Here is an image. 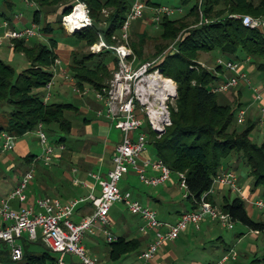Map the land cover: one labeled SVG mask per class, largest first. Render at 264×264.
Masks as SVG:
<instances>
[{
    "label": "trees",
    "instance_id": "1",
    "mask_svg": "<svg viewBox=\"0 0 264 264\" xmlns=\"http://www.w3.org/2000/svg\"><path fill=\"white\" fill-rule=\"evenodd\" d=\"M2 1L5 9L0 10V19L16 29L14 17L23 9L24 0ZM29 1L34 3L31 24L38 27L42 38L10 42L14 52L24 55L29 63L24 71L17 73L0 59V134L22 138L42 125L51 142L61 146L66 143L73 125L70 114L77 108L72 103L52 102V94L47 89L48 84L54 82L52 68L59 59V38L65 36L75 48L66 68L76 88L83 91L88 86L105 97L119 68L118 59L111 49L100 53L85 49L100 39L109 47L118 45L133 0H81L89 9L93 25L72 35L65 31L62 19L71 14L75 0ZM147 5V10L161 7L151 0ZM179 5L177 9H188H181L182 14L177 18L162 15L155 26L152 11L148 15L145 12L138 20V27L129 32L135 67L154 63L149 73L158 70L162 78L171 80L176 86L175 103L168 105L171 125L162 134L152 129L146 115L139 114L140 105L135 102L136 114L143 121L137 133L146 135V149L153 160H162L172 176H184L187 212L198 210L203 195L213 187L214 178L224 164L232 161L239 167L242 165L252 179L253 191L260 190L264 195V140L258 144L251 138L259 121L250 117L239 125L236 120L237 112L244 106L238 89L242 87L229 91H236L232 104H220L218 93L211 89L225 79L224 69L215 67L216 71L212 72L193 67L202 53L218 52L227 60L237 62L241 71V65L253 66L264 84V31L245 28L241 20L231 17L264 18V0H179ZM146 25L158 27L160 33L149 37ZM148 41L153 45L152 55L144 51ZM170 46L175 51L169 52ZM25 159L32 163L38 157L28 155ZM207 200L215 206L211 196ZM220 210L229 215L234 226L264 234V221L254 220L240 197L225 200ZM20 245L22 259L13 262L8 246L0 243V264H55L57 261V256L40 239L30 242L23 237ZM109 248L110 260L117 261L128 254L139 255L141 242L120 237L109 243Z\"/></svg>",
    "mask_w": 264,
    "mask_h": 264
},
{
    "label": "built area",
    "instance_id": "2",
    "mask_svg": "<svg viewBox=\"0 0 264 264\" xmlns=\"http://www.w3.org/2000/svg\"><path fill=\"white\" fill-rule=\"evenodd\" d=\"M147 1L133 0L131 10L122 27L121 36L118 39L116 47L107 46L102 39L90 47V51L93 53H100L105 49H111L118 59L119 68L113 75L107 95L105 97L97 96L99 100L104 102L106 116L114 121L115 128L122 133V140L116 146L113 154L112 170L108 173L106 179H98L101 186V196L97 199L92 198L94 212L83 219L81 223L74 224L70 219L77 206L82 202L81 200L64 204L59 199L47 197L37 199L32 206H22L19 209L12 208V201H18L23 205L27 200L26 191L35 177L34 170H29L23 175L21 181L13 191L5 198L0 199V217L5 223V226L0 229V243H5L8 246L13 262H19L22 259L23 251L20 240L26 237L30 242L40 239L43 245L57 256L55 264H102L98 259L88 255L83 240L87 234L94 235L99 227L109 225V212L114 204L124 205L131 214L138 215L141 218L143 221V226L140 229L142 234L154 233L151 243L137 256L134 264L148 263L160 252L166 243L179 239L181 234L190 226L199 231L201 223L206 219L218 222L225 229L233 230L234 223L231 221L229 215L223 213L207 200L212 193V188L203 195L197 211L183 214L172 225L159 221L155 210L133 200L130 193H122L120 190V182L131 171L147 186L158 187L171 181V171L160 159L149 160L143 166L138 165L137 161L139 157L146 151L147 138L144 133L139 132L136 140L133 141L132 139V134L138 132L143 125V121L136 114L135 102H139L144 107L146 106L144 115H146L152 129L156 133H164L165 128L171 125L168 107L166 108L162 105L160 107L163 108L160 110V107L156 109L153 105L155 104L154 102H159L158 88L156 91H151L148 85L144 83L131 86L129 83L131 81L130 78L124 76L125 73L132 72V63L135 60V56L129 45V32L132 24L144 17L145 10L149 8ZM24 3L29 7L34 6L29 0H24ZM77 10L82 13V17L75 16ZM151 11L153 13L152 22L156 26L162 15L173 16L175 14L174 10L168 7H160ZM178 11L182 12L180 9ZM231 17L241 20L245 28L264 31V18L257 19L251 16L240 15H233ZM21 18L22 15L18 14L15 20L20 21ZM68 23H71V27L68 26ZM62 25L69 35L86 28H91L93 21L87 5L81 0H75L71 14L62 19ZM3 27L5 28L3 39L9 42L13 40L42 38L38 27L34 24L21 29H11L7 23H4ZM1 45L2 43L0 42V47ZM59 64L60 61L57 60L55 67ZM151 65H142L137 70L144 75L149 72ZM216 67H222L229 73V76L218 85L212 87L211 90L214 93L228 92L238 87L241 83L248 87L251 86L250 80L241 71L240 65L237 62L219 59L217 60ZM59 73L65 79H69L68 73L64 70H60ZM157 73L160 77L161 74L158 70ZM52 85V82L49 83L47 89L50 90ZM254 93L255 100L261 102L262 96L257 88L254 89ZM150 100L153 101V104L150 103ZM260 113L262 117L261 122H263L264 107L260 108ZM237 117L238 123L243 124L246 120L245 109H240ZM36 134L40 144L43 146V153L38 157V160L45 166H49L56 158V150H63V147L53 146L49 143L42 125H39ZM0 140V153L9 152L14 149L16 137L2 133L0 134ZM147 167L151 169L152 175L150 176L147 175ZM179 179L180 189L186 191L184 176L179 174ZM215 184L230 188L232 193L242 200H246L235 172L227 171L217 175L213 180V186ZM186 196L187 193L185 194ZM254 205L258 210L264 211L263 200H257ZM106 240L108 243H113L116 241V238L106 233ZM67 257L75 260L66 261ZM227 260L228 257H224L220 263L224 264Z\"/></svg>",
    "mask_w": 264,
    "mask_h": 264
},
{
    "label": "crops",
    "instance_id": "3",
    "mask_svg": "<svg viewBox=\"0 0 264 264\" xmlns=\"http://www.w3.org/2000/svg\"><path fill=\"white\" fill-rule=\"evenodd\" d=\"M4 9L5 6L2 5L0 10L4 11ZM19 12L23 14L22 10ZM3 23L4 19H0V36L4 32ZM20 24L29 27L31 21L26 20L22 15L20 21L15 20V28H19ZM73 49L72 44L69 46L59 44L57 54L60 64L52 68L55 76L51 88L56 89L51 100L54 98L58 102H66L63 95L65 89H72L76 100V103L72 104L77 109L70 114L73 125L66 143L61 145L63 150H56V158L49 166H45L40 160L27 163L25 158L28 155L40 156L35 150V141L38 139L34 134L16 138L12 151L0 153V199L10 194L23 175L33 169L35 177L26 191V202L22 205L18 201H12V208L32 206L37 199L47 197L59 199L64 204L81 200L70 219L72 223L79 224L91 215L92 211L94 212V206H91L92 198L97 199L101 196L99 180L106 179L113 168V154L122 140V133L115 128L114 121L106 116L104 102L98 99L93 89L86 86L83 91H79L69 73V79H65L59 73L60 70L67 72L66 67ZM239 86L245 87L243 84ZM257 89L262 96V101L257 102L261 108L264 107V87L259 86ZM245 106L248 105L245 103L243 109ZM250 107L246 108L250 109ZM137 134V132L132 134L133 141L136 140ZM149 160H153V157L146 149L137 163L143 166ZM227 171L237 174L248 207H252L253 212L260 211L254 203L264 199L260 190L253 191L252 179L246 172L248 180L244 179L241 168L233 161L228 165L225 164L220 174ZM146 172L147 175H152L149 167L146 168ZM119 187L122 193H130L133 200L155 210L159 221L163 223L175 224L183 214L187 213L188 207L185 201L179 202L180 191L173 179L164 186L149 187L140 182L139 177L131 171L124 176ZM210 196L217 208H220L225 200L238 197L230 188L219 184L212 187ZM109 221V225L99 227L94 235L85 236L83 244L88 255L101 258L102 264H134L138 256L134 253L125 255L117 261L110 260L106 233L114 236L116 240L123 237L140 241L141 252L151 243L154 233L142 234L140 229L143 221L138 215L131 214L122 204H114L111 207ZM257 221H264V214H261ZM4 226L5 223L0 217V229ZM110 227H115L117 234L112 233ZM102 243L105 245L104 250L101 249ZM224 257H228L224 264H264V234L246 228L237 229V226H234L233 230H228L218 222L206 219L199 231L190 226L179 239L166 243L148 264H221ZM70 260L75 259L66 258V261Z\"/></svg>",
    "mask_w": 264,
    "mask_h": 264
},
{
    "label": "rangeland",
    "instance_id": "4",
    "mask_svg": "<svg viewBox=\"0 0 264 264\" xmlns=\"http://www.w3.org/2000/svg\"><path fill=\"white\" fill-rule=\"evenodd\" d=\"M2 2L3 1L0 0V6H2V4H3ZM151 2H153L154 4L161 5V7H168L169 9L174 10V13L175 14L173 16H170L172 18H177V16L179 14H182V12L180 13V11H178L179 9H177L180 6L179 5V0H151ZM22 4H23L22 5L23 6L22 7L23 8L22 9V11H23V14H22L23 17L26 20L31 21V19H32V8H34V6L33 7H29L24 2ZM181 9L184 11V9H188V8H184V9L181 8ZM145 12L148 15V13H150L151 10L150 9L149 10L146 9ZM242 16H250V15H242ZM253 18H255V17H253ZM138 25H139L138 24V21L134 22L132 24V26H131V29L134 28V27H138ZM142 25L144 26V24H142ZM20 26H23V25L20 24ZM20 26H19V28H16V29H20L21 28ZM155 26H152L151 27L150 25H146V27H147L146 31L150 34L149 37H154L153 35H158L160 33L159 28L158 27L156 28ZM29 27H30V25H29ZM138 30H139V28H138ZM4 32H5V30H4ZM4 32H3V34H4ZM3 34L0 36V42L2 43V45L0 47V59L2 61H4L6 64H8L11 67H13L17 73H20V72L24 71L25 68H27L28 61H27V59H26V57L24 55H22L20 53L14 52V50L10 47V46H12L11 45L12 43H10L6 39H3ZM43 42L46 43L47 41L43 39ZM71 43L72 42L70 40H68L65 36L64 37L61 36L59 38V44L60 45H68L69 46ZM151 44H152L151 41H148L145 44L144 51H145V53L147 55H149V54L152 55L154 53L153 45H151ZM173 50H174L173 46H170L169 49H168L169 52H173ZM85 51H90V48L89 49H85ZM219 59H221L223 61H226L227 60L226 58L222 57L218 52H214V53H211V54L202 53L200 59L194 61V66L193 67L194 68L196 67V70L206 69V70L215 72L216 71V69H215L216 63H217V60H219ZM146 64H149V63H146ZM146 64H143V65H146ZM152 64L153 65H156L154 63H152ZM141 66L135 67V60H134L133 63H132V69H133L132 72L131 73H125L124 74L125 77L130 78L131 81L129 83L131 84V86H133L135 84H139V83H145V84H147V80L150 77H152V75L155 76V75L158 74L157 71H155L157 74H155V72H153V73L147 72L144 75H142V73H140L137 70ZM241 66L243 67L242 72L244 74H246V76L248 77V79L251 82V86L250 87L245 86V87H242V88H238V89H240V91L242 93L241 103L242 104H245L246 103V105L251 106L250 109H247L246 108L248 106H245L244 107L245 108V111H246V119L251 117L252 120H255L256 119V120L259 121L258 127H256L253 130V132L251 133V138H252V140L255 143L261 144V142L264 140V120H263V122H261V118L262 117H261V113H260V107L258 106V103H257L258 101L255 100L254 89L257 88V87H259V86L264 87V84L262 83L261 78L257 77V75H256V69L253 66H251V65L250 66L248 65V66H245V67L243 65H241ZM222 76H223V78H226L227 76H229V73L226 70H224V75H222ZM71 78H72V76H71ZM160 78H162V77L160 76ZM236 88H235V90H236ZM55 89L56 88H54L53 90H52V88L50 89L51 94H54L55 93ZM158 90H159V88H158ZM175 90H176V86H175ZM65 91L66 92L63 95L65 97L64 99H65L66 103H76L75 102L76 100L74 98V96H75L74 91L72 89H65ZM236 91H234V92L233 91L232 92H229L228 91V92H220V93H218L219 103L220 104H232L233 103V97L236 94ZM92 95H93V93H92ZM175 99H176V95L173 96V97H168V99L165 100L164 104H159V102H154L155 104H153L152 103L153 102L152 100H150V103H152L155 106L156 109L158 107L162 106V105L167 108L168 105H171V106L174 105ZM52 102H56V100L53 98L52 99ZM147 105L149 106V104H147ZM148 106H147V108H148ZM137 110H138L139 114L143 115L144 112H146V106L144 107V106H142V104H140V107ZM237 114H238V112H237ZM237 114H236V120H237V124H239L238 123ZM239 125H242V124H239ZM29 134L30 135L31 134L36 135V138L38 139V136H37V134L35 132L34 133H29ZM48 139H49V143H51V145L55 146L54 143L51 142L52 139L51 138H48ZM35 142H36V144H35V150H36V152L37 153H40V155H42V153H43V146L40 144L39 140H37ZM240 167L242 168L241 171L243 173L244 179L248 180L247 175H246V173H245L242 165ZM171 177H172L171 179H173L174 182L177 184V188L180 191V193L178 195L179 196V198H178L179 199V202H182L183 203L185 201V198H186L185 197L186 191L180 189V187H179V182H180L179 181L180 180L179 179V175H177V177L175 175H173V176L171 175ZM140 182H141V180H140ZM164 185L165 184L160 185L159 187L164 186ZM149 187H151V186H149ZM261 196H262V199H264V195L261 194ZM248 206L249 205H247L248 213H249V215L254 220L257 221L259 219V217H261V214L262 215L264 214V211L263 212L262 211L256 212V210H255V212H253L252 207H248ZM202 224H203V222L201 223V226H202ZM241 228H243V227L237 226V229H241ZM110 229H112L111 230L112 233L117 234V230H116L115 227H113V228L110 227ZM101 247H102L101 248L102 250L105 249V245L103 243L101 244ZM106 248H107V245H106ZM96 259H98L99 261H101L100 260L101 258L99 259L98 257H96ZM146 264H148V263H146Z\"/></svg>",
    "mask_w": 264,
    "mask_h": 264
},
{
    "label": "bare ground",
    "instance_id": "5",
    "mask_svg": "<svg viewBox=\"0 0 264 264\" xmlns=\"http://www.w3.org/2000/svg\"><path fill=\"white\" fill-rule=\"evenodd\" d=\"M75 16L77 17H82V13L77 10ZM68 26L71 27V23H68ZM155 74H157L155 72ZM148 83V88L152 91H156L157 88H159V93L158 92V100H159V104H163L164 101L168 98V97H173L176 95V90H175V86L174 83H172L171 80L168 79H162L160 78L158 75H155L152 77H150L147 81ZM145 84V83H144ZM160 84V85H159ZM147 85V84H146ZM162 91V92H161ZM163 107H160L159 109L161 110Z\"/></svg>",
    "mask_w": 264,
    "mask_h": 264
}]
</instances>
